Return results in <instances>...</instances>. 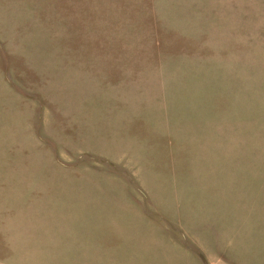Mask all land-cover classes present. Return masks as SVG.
Segmentation results:
<instances>
[{
	"label": "rangeland",
	"instance_id": "rangeland-1",
	"mask_svg": "<svg viewBox=\"0 0 264 264\" xmlns=\"http://www.w3.org/2000/svg\"><path fill=\"white\" fill-rule=\"evenodd\" d=\"M0 264H264V0H0Z\"/></svg>",
	"mask_w": 264,
	"mask_h": 264
}]
</instances>
